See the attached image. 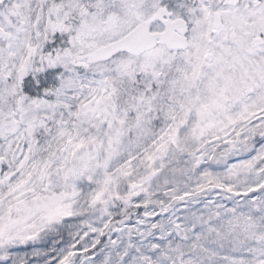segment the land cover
<instances>
[{
    "label": "snow or ice",
    "instance_id": "1",
    "mask_svg": "<svg viewBox=\"0 0 264 264\" xmlns=\"http://www.w3.org/2000/svg\"><path fill=\"white\" fill-rule=\"evenodd\" d=\"M0 264H264V0H0Z\"/></svg>",
    "mask_w": 264,
    "mask_h": 264
}]
</instances>
